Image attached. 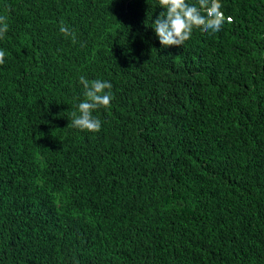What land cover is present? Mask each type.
Listing matches in <instances>:
<instances>
[{
  "label": "trees",
  "instance_id": "1",
  "mask_svg": "<svg viewBox=\"0 0 264 264\" xmlns=\"http://www.w3.org/2000/svg\"><path fill=\"white\" fill-rule=\"evenodd\" d=\"M220 2L163 48L157 0H0V264H264V0Z\"/></svg>",
  "mask_w": 264,
  "mask_h": 264
},
{
  "label": "clouds",
  "instance_id": "2",
  "mask_svg": "<svg viewBox=\"0 0 264 264\" xmlns=\"http://www.w3.org/2000/svg\"><path fill=\"white\" fill-rule=\"evenodd\" d=\"M164 9L159 13L150 26L154 29L163 48L183 46L191 38L194 29L201 33H216L223 25L232 23L231 16H225L220 0H196L190 4L187 0H157V5ZM148 26V24H146ZM9 25L7 17L0 16V39L5 37ZM59 31L75 42V33L63 22ZM5 51L0 50V65L5 63ZM83 87V100L76 105V110L70 114L67 127L81 131L99 132L101 121L93 116V112L100 108H109L114 98L111 92L112 84L101 79L89 80L84 76L79 78ZM107 90V91H106Z\"/></svg>",
  "mask_w": 264,
  "mask_h": 264
}]
</instances>
